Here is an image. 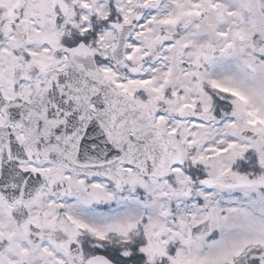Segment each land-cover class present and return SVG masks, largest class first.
Wrapping results in <instances>:
<instances>
[{
    "label": "snow or ice",
    "instance_id": "snow-or-ice-1",
    "mask_svg": "<svg viewBox=\"0 0 264 264\" xmlns=\"http://www.w3.org/2000/svg\"><path fill=\"white\" fill-rule=\"evenodd\" d=\"M0 264H264V0H0Z\"/></svg>",
    "mask_w": 264,
    "mask_h": 264
}]
</instances>
